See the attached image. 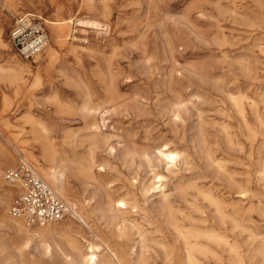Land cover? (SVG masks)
<instances>
[{
    "label": "rangeland",
    "instance_id": "374dc122",
    "mask_svg": "<svg viewBox=\"0 0 264 264\" xmlns=\"http://www.w3.org/2000/svg\"><path fill=\"white\" fill-rule=\"evenodd\" d=\"M19 19L41 21L48 31L50 43L35 61L24 58L11 42V28ZM59 26L67 34L62 43L56 39ZM0 65L25 79L19 85L0 79V145L7 152L6 158L0 152V264H16L18 251L13 244L23 241L1 220L23 221L9 214L16 191L4 178L7 167L27 162L22 157L32 162V156L42 167L56 166L63 170L69 198L79 207L93 193L104 212L103 200L124 199L128 210L123 215L141 224L147 238L158 240L162 234L153 231L158 223L148 214L131 212L134 203L140 207L145 199L132 193V180L138 174L140 181H155L145 155L165 146L190 156L179 159L174 174L157 169L167 176V192L173 193L181 182H200V189L238 211L240 225L229 222L223 228L214 219V207L195 190L191 192L199 196L197 206L206 212L175 210L176 221L183 226L202 232L216 229L225 236L226 242L219 245L207 236L198 239L222 254L221 262L199 255L202 263L261 262L264 0H0ZM232 95L246 97V120L238 114ZM174 103L181 107L179 119L172 116ZM46 141L57 150L55 161L42 149ZM206 152L214 163H209ZM85 160L91 171L83 168ZM151 197L157 200L158 194ZM87 214L90 229L111 248L125 257L134 245L139 250L138 230L122 238L108 229V214L97 210ZM70 223L80 231L84 244L95 242L89 228L68 216L50 223V233H60ZM164 233L169 255L156 248L151 264H186L183 238L175 231ZM232 243L238 245V254L231 253ZM23 252L25 264H62L59 254L45 258L33 247ZM145 253L147 259L151 254Z\"/></svg>",
    "mask_w": 264,
    "mask_h": 264
},
{
    "label": "bare ground",
    "instance_id": "6f19581e",
    "mask_svg": "<svg viewBox=\"0 0 264 264\" xmlns=\"http://www.w3.org/2000/svg\"><path fill=\"white\" fill-rule=\"evenodd\" d=\"M91 23L95 25L98 24L97 22H91ZM53 24L62 25V22H54ZM56 39L61 43L67 39V34H66L64 26H59V32H58ZM0 79L7 80L8 83L11 85L13 84L19 85L21 83L22 84L25 83V79L22 74L17 73L14 69L6 71L5 68L2 67L1 65H0ZM39 81H40V77L36 76L35 83H38ZM231 100L235 108L237 109V112L240 115L241 119L243 121L246 120V107H245L246 97L243 95H232ZM250 106H251V109L255 108L254 103H250ZM171 111H172V116L175 119L180 118L181 107L179 106L178 103L173 104V108ZM91 127L97 128V125L95 123H92ZM97 138L98 137L95 136L93 139L96 140ZM250 144H251L252 154H253V152L255 151V138H252V140L250 141ZM22 149L26 150L25 148H22ZM42 149L45 153L50 152V154H52L53 161L56 160L54 154L57 152V150L55 149V147H51V145L48 144V142L46 141L44 145L42 146ZM172 150H169L165 146L164 149L162 148L158 149L156 152L152 153V155L147 154L148 151L146 152L145 158L147 161V166L149 167V170L155 173L154 182H149V180H148L149 183H146L145 181H140V179L138 178V174L132 180V186H133V188L131 187L132 193L134 195L140 194L145 199H144V204L140 207L139 205L137 206V204L134 203L132 205L131 212L139 213L140 211L145 214H148L154 219V222L158 223V226L154 228L155 230H153L154 232L162 234V238L158 240H155L154 238L153 239L147 238V235L149 233L147 234L141 231L143 228V226H140L141 224L138 225L136 224L137 222H133V220L130 222L129 221L130 219L126 218L123 215L128 210L127 202L124 201V199L118 200L116 202H114L113 200L112 201H107L106 199H105L106 201L103 200V204L107 208L106 212H104L99 206L101 203L100 200L99 199L97 200L96 194L93 193V195L92 196L90 195L91 197L87 199L86 203L82 207H79L78 204L74 202L72 199H70L68 196V188H67L68 184L64 178L63 170H60V168L56 166H50L49 168L42 167L41 165H39V162L37 161V159L33 158V156H32V162H29L27 159L22 157V159L24 161H27L28 164L30 163L29 165L33 166V169H35L36 173L40 177H42L67 202L68 208H69L68 218L72 222L80 223V225H82L83 227L90 229L89 223L86 221L87 218H85V216H89L87 212L94 213L97 210L98 212H101L104 215L106 214L109 215L110 225L108 226V229L110 231H114L116 234H119V236L122 237V236H129L132 234L134 230H138L140 239L137 242V244L139 245V250L137 246L134 245L132 247L131 252L129 251L130 254H128V256L125 257L124 256L125 253L122 254V252L121 253L117 252L115 249L111 248L110 245H108V243H106V241L102 239V237L97 235L91 229L90 231L93 234L95 242H88L87 244H84L82 240L79 239L80 231L78 229H75L76 227H74L72 223L65 224L60 233L51 234L53 231L50 227L51 226L50 223H47L45 225H40V226H44L43 228H40V229H31L30 227L28 226L26 227V225L23 224L24 221H22L23 223L20 221L14 222L4 217L1 220L3 223H5L6 228L18 233L19 236L22 237L23 239L21 243L17 242L13 244V248L18 251L16 252L17 256L15 257L16 264L26 263L27 256L25 255V253H27V251L25 253L23 251L24 249L28 250V249H31L32 247L36 250V252L43 255L45 258L47 256L51 257L54 254H59L62 258L61 260L62 264H151V260L152 259L154 260L153 258L154 254H152V252H155L156 248L163 249L166 257L169 255L167 251V246H168L167 236L165 235L166 232L164 233L165 230H167L168 233L173 232V231L178 232L180 236L183 238L184 244H185L184 246L185 257L184 258H185L186 264H207V262L202 263V261L199 258V255L204 256L205 258H208V259L211 258L212 260L221 262L222 254L214 250L211 245L206 244V243H200L198 239L202 236H207V238L212 239L213 242L219 245L221 242H226L225 236L222 235V233L216 229H209L205 232H202L198 230L197 228H193L194 226L193 227L183 226L180 221H176L175 210L180 209L179 212L185 209L189 211L197 210V211H201L202 213H205L206 209L197 206V203H196V200L199 197V196L196 197V195L199 194L204 198L205 201L208 202V204L211 207H214V213H215L214 219L223 228H227V224L229 222L232 224L233 227H237L240 225L236 217L237 216L236 214L238 213V211L236 209L229 210L227 203L223 201L222 199H220L219 197L215 196L211 191L206 190V189H200L201 188L199 186L200 182L199 183L195 182L192 185H187L185 182H181V183L176 184V186L174 187L173 193L167 192L165 189L167 187V183H166L167 176L162 175L161 172L158 173L157 169L162 167L163 169L165 168L166 171L169 172L170 174H174L176 172V169L178 168V165H181L179 164V159L183 158L184 160H188L190 158L189 155H185V154L182 155L181 153L177 151H172ZM0 152L5 158L7 157L6 148L1 145H0ZM135 154L136 152L132 151V155H135ZM206 157L210 164L214 163L213 157L210 154V152H206ZM82 166L86 170H89V171L92 170V165L89 161L85 160V162L82 163ZM230 181H233L232 178ZM238 183L240 182L238 181ZM14 190L16 191V188ZM192 190L197 191L196 192L197 194H195V196L192 194L191 192ZM210 190L212 189L210 188ZM242 192L243 194L246 193V191H242ZM239 193H241V191ZM155 194H158L157 200L151 197ZM95 202L97 203L93 206V203ZM182 205L185 208H182L181 207ZM182 214L186 216L187 213L186 214L182 213ZM66 218L64 220H66ZM104 218H107V217H103V219ZM51 223L53 224L54 222H51ZM107 223L109 224V222ZM48 235H53V236L51 238H48L49 237ZM55 236H58V237H55ZM122 243H124V241H122ZM103 247H105L104 253H102ZM146 251H149L151 254L147 259H146V253H145ZM230 251H232L231 253L234 252L237 254L238 252H240L238 245L234 243H232ZM258 253H259L258 255H260L258 257H260L261 259V262L259 264H264V245L260 247V249L258 250ZM254 258L256 259L257 257H254ZM232 264H236V263L232 262Z\"/></svg>",
    "mask_w": 264,
    "mask_h": 264
},
{
    "label": "built area",
    "instance_id": "2783aa9c",
    "mask_svg": "<svg viewBox=\"0 0 264 264\" xmlns=\"http://www.w3.org/2000/svg\"><path fill=\"white\" fill-rule=\"evenodd\" d=\"M10 39L24 58L33 61L50 43L48 31L41 21L23 19L17 20L11 28ZM3 175L16 188L9 207L13 218L35 226L62 221L68 216L67 202L27 162L7 167Z\"/></svg>",
    "mask_w": 264,
    "mask_h": 264
}]
</instances>
